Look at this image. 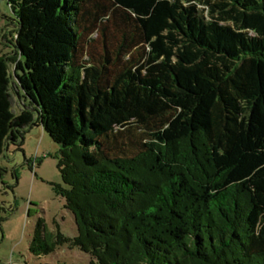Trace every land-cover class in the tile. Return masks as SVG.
Returning <instances> with one entry per match:
<instances>
[{"label":"trees","instance_id":"obj_1","mask_svg":"<svg viewBox=\"0 0 264 264\" xmlns=\"http://www.w3.org/2000/svg\"><path fill=\"white\" fill-rule=\"evenodd\" d=\"M7 2L0 155L40 125L77 232L38 218L29 253L264 264V0Z\"/></svg>","mask_w":264,"mask_h":264},{"label":"rangeland","instance_id":"obj_2","mask_svg":"<svg viewBox=\"0 0 264 264\" xmlns=\"http://www.w3.org/2000/svg\"><path fill=\"white\" fill-rule=\"evenodd\" d=\"M17 30L7 0H0V57H17ZM9 68L12 72L13 65ZM9 92L16 114L22 100L15 83L10 82ZM23 133L20 149L9 145L0 155V264H90L88 255L67 245L39 258L29 253L38 218L52 233L58 230L73 239L77 232L72 215L64 208V200L53 190L54 185L65 188L55 158L59 146L36 122Z\"/></svg>","mask_w":264,"mask_h":264}]
</instances>
